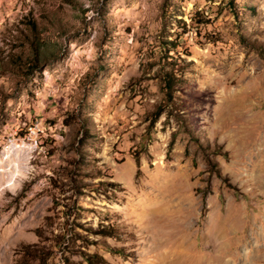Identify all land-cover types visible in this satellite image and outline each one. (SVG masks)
I'll use <instances>...</instances> for the list:
<instances>
[{"label":"rangeland","instance_id":"374dc122","mask_svg":"<svg viewBox=\"0 0 264 264\" xmlns=\"http://www.w3.org/2000/svg\"><path fill=\"white\" fill-rule=\"evenodd\" d=\"M87 255L264 264V0H0V264Z\"/></svg>","mask_w":264,"mask_h":264},{"label":"trees","instance_id":"16d2710c","mask_svg":"<svg viewBox=\"0 0 264 264\" xmlns=\"http://www.w3.org/2000/svg\"><path fill=\"white\" fill-rule=\"evenodd\" d=\"M136 158V163H137V165L139 164V161H138V156H136L135 157ZM86 262L88 263V264H98L97 263V261H95V255H87L86 257Z\"/></svg>","mask_w":264,"mask_h":264}]
</instances>
